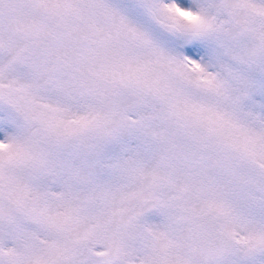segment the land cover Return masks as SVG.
I'll return each mask as SVG.
<instances>
[{
  "label": "snow or ice",
  "instance_id": "obj_1",
  "mask_svg": "<svg viewBox=\"0 0 264 264\" xmlns=\"http://www.w3.org/2000/svg\"><path fill=\"white\" fill-rule=\"evenodd\" d=\"M0 264H264V0H0Z\"/></svg>",
  "mask_w": 264,
  "mask_h": 264
}]
</instances>
